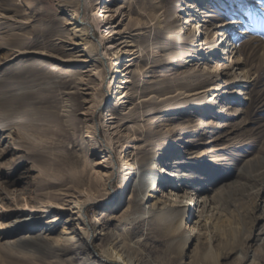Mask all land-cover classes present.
Here are the masks:
<instances>
[{"label": "rangeland", "instance_id": "obj_1", "mask_svg": "<svg viewBox=\"0 0 264 264\" xmlns=\"http://www.w3.org/2000/svg\"><path fill=\"white\" fill-rule=\"evenodd\" d=\"M71 1L0 0V264H108L89 249L70 213L48 208V217L29 221L26 210L61 204L64 197L52 195L60 190L81 191L80 200H89L97 252L112 242L132 264H264V0H247L251 16L232 19L214 0H120L112 6L124 5L116 31L126 26L141 53L128 69L129 97L122 106L112 99L105 104L103 120L113 119L96 131L122 146L111 193L100 177L106 169L95 166L100 140L78 115L87 110L90 91L81 85L83 65L67 62L71 55L63 42L71 37L63 10ZM94 12L85 13L88 21ZM103 30L95 29L93 44ZM88 49L97 71L90 85L122 78L125 54L106 49L102 61L94 45ZM16 51L41 56L12 60ZM163 87L201 93L190 105L182 106V96L170 106L151 103L162 98ZM143 154L156 159L150 161L157 177L176 171L183 191L217 202L207 231L200 229L198 208L188 210L184 224L192 225L196 243L158 239L147 225L134 230L127 223L135 205L133 177L124 183V168ZM40 160L62 180H41ZM166 190L149 192L140 211L153 203L171 205ZM107 211L116 220L105 219ZM51 227L57 231L47 237ZM60 228L72 240L61 241ZM205 249L210 255L202 259Z\"/></svg>", "mask_w": 264, "mask_h": 264}, {"label": "bare ground", "instance_id": "obj_2", "mask_svg": "<svg viewBox=\"0 0 264 264\" xmlns=\"http://www.w3.org/2000/svg\"><path fill=\"white\" fill-rule=\"evenodd\" d=\"M98 1L99 0H73V2L71 1L72 5L67 6V8L63 10V13H65L67 17L66 25L70 26L69 33L71 37L67 42L65 41L63 43L65 44L64 46L67 51H70L71 55L70 59H68L67 62L73 65H83V68L81 70L83 76L80 80L82 81L81 85L84 86L85 90L90 91L89 94H86L88 100L85 101V103H87L89 106L87 107L85 113H80L78 115L83 117L82 121L85 122V130L90 131L100 140L99 142H97L99 145L98 154H100V157L99 160L95 163V166L101 169H106L100 175V177L103 179L105 188L108 189L111 193L114 179L116 178L119 171V164L115 157H122L120 154H118V149L121 150L122 146L121 144H119L120 142L118 140L106 141V139H101L96 134V131H98L99 129L100 122L102 126H106V123L109 121V123H111V120L113 119L112 117H109L107 120H103L102 110L105 104L108 103L110 99H112V101L115 102L114 104L116 106H122L123 103L121 101L129 97V85H132L133 81H131L129 77H127L131 74V71H128V69L135 66L134 63L138 58V56L136 55H139L141 51L138 50L140 49L139 47L138 49H136L137 46L133 45L132 36L130 35V33H127L126 26H123L122 30L116 31V28L120 27L121 22L123 21L120 20L117 23L116 20L124 15L123 9H125V7L124 5H118L113 9L112 6L116 5V2L120 0H104L103 4L101 3L102 5H98ZM90 9H95L92 21H88L85 16V13ZM199 11L200 9L193 12L198 13ZM174 14L175 13H172L171 17ZM95 29L104 30L102 37H100V39L96 41L95 44H93L92 39H94L95 37ZM170 30L172 31V29ZM91 44L95 46L96 54L102 61L106 58L104 56L106 49H116L117 52L126 55L127 58L125 59V65L122 68V72L124 73L123 75H121V79L118 80L112 76L109 82L108 80L105 81L104 79L106 78H104L100 83L90 85L91 83L89 77L97 74V71H95L94 68V60L92 58L90 50L88 49V45ZM200 45L202 46L204 44ZM29 54L41 56L40 53L35 51H16V55L12 58V60L16 59L17 57ZM103 66H105V64ZM161 89L163 93L159 94V97L162 96V98L158 100V97H153L151 98V103L170 106L173 101L182 96L184 99L182 102V106H185L190 105L192 96L199 95L201 93L198 92L193 94H186L179 92L178 94H175V92L172 91L166 92V87H163ZM109 135H112V133ZM151 159L154 160L155 158H152L147 154H143L140 157H136L135 159H133L131 164L126 163V168H124L125 166L123 165V168L126 169V171L129 170L128 173L123 176V182L126 183L128 180H130V176L133 177V179H131V197L132 202L135 205V208H130L131 213L126 219L127 223L131 226L134 225V230L135 224L143 223L147 225L148 230L150 231L149 233H155L158 239H162L165 237L173 239L187 238V242L191 241L196 243L197 236L192 237L193 235L189 234L193 230L192 225L189 223L184 224V221L188 219L186 217L188 210L194 211L195 207L198 208L197 220L199 221L200 229L207 231L209 228V216L213 215V213H218V206L216 205L217 202L212 198H203L201 201H199L197 199L199 196H195L193 192H189L188 190L183 191L181 189V185H177L179 183H183V177H181V174L173 173L176 171H173L169 174L163 173V176L157 177L156 175H154V173H152V171H154V168L152 167V163L150 161ZM37 167V171L39 172L41 180H44L46 183H49V181H47L49 179L53 180L54 182L60 181V177L56 178L54 175H51L47 172L48 166L45 161L43 162L42 160H40V163ZM97 173H99V171H97ZM160 186L166 187V194L163 197H165L167 201L170 202V204L172 202V204L156 205L155 203H153L150 205L151 208H149L150 206L147 207V210L142 213L140 211L141 205L146 201L148 197H150L148 193L154 191L156 192L157 188H159ZM178 186L180 187L179 193H177L176 191ZM173 189L175 191H173ZM59 192L60 193H55L52 195L63 196L64 198L61 204H52L53 206L46 205V209H40V207H36L26 210L28 212L27 215H29V221L37 222L48 217V208L53 209V211H57L59 214L68 212L71 215L75 216V218L70 221L76 222V226L78 227L77 229L79 230V232H81L83 239H85L87 243V246L90 250H92V252L97 255L99 259L108 264H132L129 263L119 251L113 248L115 244L112 242L108 243L98 252L94 248L92 244L93 232L89 227V217L87 214V207L90 202L88 199L80 200V198L82 197L81 191H74L72 192V194L65 193L64 190H60ZM108 212L110 211H107V213L104 215L105 219H108V221L116 220V216L109 214ZM178 213H181V216H178ZM43 214H45L46 216H42ZM176 218L177 224L174 225L173 221ZM126 221L125 219L123 220V218L121 219V222ZM52 222H54V220H52ZM19 223L20 221L18 222V225L20 226L21 224ZM103 223L104 221L98 222L100 226H102ZM65 229L66 228H60V240L64 243H67L68 241L72 240V238L69 236L70 232H67ZM55 231H57V228L51 227L45 230L44 233L48 237L50 233H53ZM99 234L104 235L101 232H99ZM148 236H151V234ZM126 246L129 249L133 248L132 244L130 243ZM209 255L210 251L208 249H205L203 252H201L202 259L208 258ZM197 257H199V253Z\"/></svg>", "mask_w": 264, "mask_h": 264}, {"label": "snow or ice", "instance_id": "obj_3", "mask_svg": "<svg viewBox=\"0 0 264 264\" xmlns=\"http://www.w3.org/2000/svg\"><path fill=\"white\" fill-rule=\"evenodd\" d=\"M213 6L225 12L227 19L244 15L251 16L247 0H214Z\"/></svg>", "mask_w": 264, "mask_h": 264}]
</instances>
